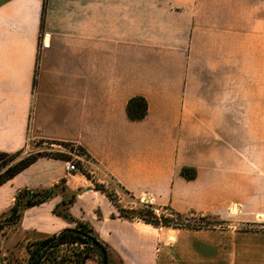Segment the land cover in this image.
Instances as JSON below:
<instances>
[{
  "label": "crops",
  "instance_id": "crops-1",
  "mask_svg": "<svg viewBox=\"0 0 264 264\" xmlns=\"http://www.w3.org/2000/svg\"><path fill=\"white\" fill-rule=\"evenodd\" d=\"M136 97L147 113L131 121ZM35 141L82 148L158 211L264 225V0H0V153ZM66 163L39 158L0 185V217L19 191L53 189L20 235L79 221L120 264H223L213 231L121 217Z\"/></svg>",
  "mask_w": 264,
  "mask_h": 264
},
{
  "label": "rangeland",
  "instance_id": "rangeland-1",
  "mask_svg": "<svg viewBox=\"0 0 264 264\" xmlns=\"http://www.w3.org/2000/svg\"><path fill=\"white\" fill-rule=\"evenodd\" d=\"M37 151H43L51 156L62 155L67 159L65 162L73 164L77 171L85 174L88 178L92 177L94 185H97L105 195L110 197L121 217L127 219L141 218L151 223L158 222L165 235L166 229L169 234L172 233L171 230L185 229L193 233H200L198 234L200 237H204L201 236L203 232L213 231L212 240L217 244L219 260L223 264H264V225L260 222L230 226L207 215L178 216L169 210L164 213V210L158 211L149 204L131 199L114 181L104 175L84 153L80 152L77 146H61L50 142L35 141L30 143L26 150L21 151L20 157ZM17 159L10 160L8 158L6 161L12 163ZM7 217L8 212L0 217V264H27L31 250L30 244L39 238L33 235H20L16 230L17 224L3 223ZM153 217H157V219ZM73 252L80 253L81 259L88 257L84 264L88 261L99 264L98 256L90 253L87 246L83 244L60 246L54 250L53 255L56 259L64 257L73 259ZM47 257L45 255L42 258L43 264L50 263ZM112 264L119 263L113 259Z\"/></svg>",
  "mask_w": 264,
  "mask_h": 264
},
{
  "label": "trees",
  "instance_id": "trees-1",
  "mask_svg": "<svg viewBox=\"0 0 264 264\" xmlns=\"http://www.w3.org/2000/svg\"><path fill=\"white\" fill-rule=\"evenodd\" d=\"M125 110L129 120L138 121V120H142L146 116L147 105L144 99L136 97L128 101ZM51 144H56L61 146L64 145L74 146L72 144H67V143H51ZM77 148L80 152L85 154L82 148L80 147ZM21 154H22L21 151L15 154L0 153V170H2L0 172V185H2L6 181L14 177L16 174H18L20 171L31 165L39 158H52L62 161L67 160L62 155L51 156L43 151L27 153L24 157H20ZM8 158L10 160L14 158H18V159L12 163H8L6 161V159ZM182 175L187 179H191L193 177L192 175L188 174V171L186 170L182 171ZM94 187L97 191L104 193L102 189L99 188L97 185H94ZM52 195H53V189H48L44 191H33V190L24 189L19 191L15 196L13 206L8 211V217L3 220V223L12 222L14 224H18L22 210L29 207L40 205L46 200H48ZM106 197L112 202L109 196L106 195ZM53 213L56 216L61 217L65 220H72L71 217L63 210L58 211L57 207L53 210ZM153 218L157 219V217H153ZM138 219H140L142 222L146 224L152 225L153 227H162L159 226L158 222L151 223L150 221H147L145 219H141V218ZM91 239H94L95 241L99 242L92 228L87 223L75 221V227L73 229L63 230L56 235L41 236L39 240L31 243L30 244L31 250L29 253L27 264H43L42 258L45 255L48 256L47 259L50 261L49 264H69V263L84 264L85 260L88 257L86 256L83 259H81L79 255L80 253L73 252V256H74L73 259H71L70 257L56 259L53 253L56 248L63 245L83 244L87 246V249L88 251H90V253L97 255L95 251L90 247ZM103 248L106 252L107 264H112V260L109 257L106 247L103 246Z\"/></svg>",
  "mask_w": 264,
  "mask_h": 264
},
{
  "label": "water",
  "instance_id": "water-1",
  "mask_svg": "<svg viewBox=\"0 0 264 264\" xmlns=\"http://www.w3.org/2000/svg\"><path fill=\"white\" fill-rule=\"evenodd\" d=\"M90 247L97 254L98 259H99V264H107L106 252H105L103 246L99 242L95 241L94 239H91L90 240Z\"/></svg>",
  "mask_w": 264,
  "mask_h": 264
},
{
  "label": "built area",
  "instance_id": "built-area-1",
  "mask_svg": "<svg viewBox=\"0 0 264 264\" xmlns=\"http://www.w3.org/2000/svg\"><path fill=\"white\" fill-rule=\"evenodd\" d=\"M65 170H66V172H76L77 171L76 167L69 162L66 163ZM164 213H167V211L164 210Z\"/></svg>",
  "mask_w": 264,
  "mask_h": 264
},
{
  "label": "bare ground",
  "instance_id": "bare-ground-1",
  "mask_svg": "<svg viewBox=\"0 0 264 264\" xmlns=\"http://www.w3.org/2000/svg\"><path fill=\"white\" fill-rule=\"evenodd\" d=\"M170 240L172 239V238H169Z\"/></svg>",
  "mask_w": 264,
  "mask_h": 264
}]
</instances>
